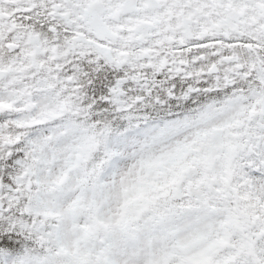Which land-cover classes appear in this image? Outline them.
Instances as JSON below:
<instances>
[{
	"label": "snow or ice",
	"instance_id": "snow-or-ice-1",
	"mask_svg": "<svg viewBox=\"0 0 264 264\" xmlns=\"http://www.w3.org/2000/svg\"><path fill=\"white\" fill-rule=\"evenodd\" d=\"M0 264H264V0H0Z\"/></svg>",
	"mask_w": 264,
	"mask_h": 264
}]
</instances>
